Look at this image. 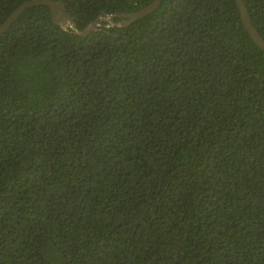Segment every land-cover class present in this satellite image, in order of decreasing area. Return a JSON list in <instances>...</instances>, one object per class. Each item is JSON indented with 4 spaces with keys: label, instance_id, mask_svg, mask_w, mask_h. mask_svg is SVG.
Returning <instances> with one entry per match:
<instances>
[{
    "label": "trees",
    "instance_id": "1",
    "mask_svg": "<svg viewBox=\"0 0 264 264\" xmlns=\"http://www.w3.org/2000/svg\"><path fill=\"white\" fill-rule=\"evenodd\" d=\"M28 0H0V26ZM79 29L152 0H52ZM264 38V0H243ZM123 18L115 16L114 21ZM0 264H264V51L235 0L81 36H0Z\"/></svg>",
    "mask_w": 264,
    "mask_h": 264
},
{
    "label": "water",
    "instance_id": "2",
    "mask_svg": "<svg viewBox=\"0 0 264 264\" xmlns=\"http://www.w3.org/2000/svg\"><path fill=\"white\" fill-rule=\"evenodd\" d=\"M162 1L163 0H152L144 7L131 13L101 14L98 17H96L93 21H91L89 24H87L83 29H79L72 16H70L67 13L64 3L56 2L52 0H28L22 3L21 5H19L2 23V25L0 26V36L9 27V25L18 15H20L29 7L35 5H47L50 8L51 19L54 23L58 24L64 30L71 31L77 35L85 36L95 32L101 27L127 26L132 22H134L135 20L152 13L160 5ZM235 2L239 9L240 16L245 29L247 30L248 34L251 36L253 41L262 49V51H264V38L252 25L249 13L247 11V8L243 0H235ZM117 15L122 17L123 19L118 22L114 21V17Z\"/></svg>",
    "mask_w": 264,
    "mask_h": 264
}]
</instances>
